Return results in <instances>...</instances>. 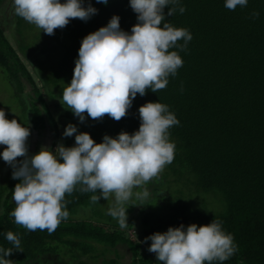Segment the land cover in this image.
<instances>
[{
	"label": "trees",
	"instance_id": "obj_1",
	"mask_svg": "<svg viewBox=\"0 0 264 264\" xmlns=\"http://www.w3.org/2000/svg\"><path fill=\"white\" fill-rule=\"evenodd\" d=\"M4 1L0 0V10ZM89 2L98 10L96 15L87 22L72 19L63 29L54 30L53 37L41 41V52L53 62L47 73L43 72L41 63H36L35 78L41 83L40 88L0 29L2 72L17 83L19 76L24 77L32 90L28 109L32 131L40 136L39 131L48 127L52 148L58 142L71 147L75 144V134L63 137L58 130L59 125L64 130L71 123L77 126L78 132L90 134L99 144L105 135L115 138L122 131L128 134L137 131L138 108L147 102L159 101L168 105L179 120L178 126L169 129L176 150L172 163L165 166L167 173L177 178L186 177L198 195L215 201V207L210 214L199 211L188 214L187 205L180 203L181 194L162 205L156 203V195L149 196L144 201L146 206L133 207V210L139 209L140 219L127 220L128 228L135 224L140 231L142 242H137L128 237L118 223H112L108 230L112 218L106 217L109 223L103 220L102 199L93 203L94 193L80 191L81 186L77 185L65 197L68 218L51 234L46 230L30 232L17 225L10 215L15 208L10 200L12 190L19 183L15 180L0 189V246L12 247L5 239L8 231L18 234L21 241L19 251L13 249L7 259L16 264H50L52 261L46 263L42 259L58 257L63 252L73 262L78 261L76 264H88L80 258H94L96 246L103 247V254L107 249L124 245L132 255L130 264H157L156 260L139 254L140 249L151 243H143L145 237L181 224L207 225L216 218L222 222L223 230L233 235L239 249L223 264H264V0H248L247 7H237L235 11L227 10L224 0H180L185 12L180 14L177 10L173 16H167L165 8L166 22L174 28H186L192 35L185 51L169 50L178 51L183 60L177 75L168 78L163 90L146 91L143 97L137 94L126 116L119 121L107 115L93 120L85 114L84 123H79L78 118L62 106L60 96L71 81L82 39L106 26L113 15L120 17V28L126 32L137 23L128 0H108L107 5L84 0L85 6ZM253 11L260 13L258 18H251ZM14 20L17 31L24 21L15 14ZM19 51L25 57L29 54L25 45H21ZM47 101L52 102V112ZM161 177L146 185L162 184ZM137 202L130 201V204ZM87 209L92 218H72ZM100 264L117 262L104 259Z\"/></svg>",
	"mask_w": 264,
	"mask_h": 264
},
{
	"label": "clouds",
	"instance_id": "obj_2",
	"mask_svg": "<svg viewBox=\"0 0 264 264\" xmlns=\"http://www.w3.org/2000/svg\"><path fill=\"white\" fill-rule=\"evenodd\" d=\"M107 5L108 0H96ZM14 14L36 26L46 35L63 29L72 19L87 22L98 10L84 0H11ZM137 23L126 32L120 28V17L113 15L107 25L86 35L78 49L71 81L62 91L60 103L79 123L86 116L100 120L105 115L115 121L125 117L137 94L156 93L166 88L168 78L175 77L185 51L192 40L186 28H174L165 20L175 12L183 14L180 0H128ZM248 0H224V7L235 11L245 8ZM260 13L253 11L252 19ZM183 44H178V41ZM183 88H181V92ZM139 128L132 134L120 132L115 138L105 135L97 144L76 125L67 124L63 137H73L74 146L58 144L54 150L42 147L29 155V127L17 119L8 120L0 110V160L9 165L12 179L18 180L12 190L15 208L10 215L17 225L30 232L53 233L69 213L66 195L77 185L80 191L92 192L93 203L112 199L108 214L121 229L128 227L127 209L146 206L150 193L144 185L154 180L174 160L176 145L169 129L179 125L169 106L147 102L138 108ZM23 157L17 161V158ZM134 189H140L134 191ZM99 191V195L97 192ZM139 203L130 204L131 200ZM11 248L0 246V264H14L7 259L21 241L12 231L5 233ZM151 242L147 251L154 253L157 264H223L239 251L231 233L214 218L207 225L181 224L144 238Z\"/></svg>",
	"mask_w": 264,
	"mask_h": 264
},
{
	"label": "rangeland",
	"instance_id": "obj_3",
	"mask_svg": "<svg viewBox=\"0 0 264 264\" xmlns=\"http://www.w3.org/2000/svg\"><path fill=\"white\" fill-rule=\"evenodd\" d=\"M24 21V20H22ZM29 26V27H27ZM0 29L4 34L7 42L10 46L17 51L18 56L25 66L28 73L34 78L35 84L40 88L41 83L39 80L35 78L36 76V63H41V68L43 72L47 73L50 71L49 66L53 62V60H48L44 53H42V46H40L41 41L50 37L49 35L44 34L38 29L36 26L29 24L27 22H23V24L19 27L17 31H15V20H14V11L12 7L11 0H5L2 5V9L0 10ZM54 35H51L53 37ZM20 37V38H19ZM25 45L29 49L28 56H23L21 51H19L20 46ZM45 52V51H44ZM46 53V52H45ZM17 80H10L9 77L2 72L0 68V110H4L6 113V118L8 120L17 119L22 125L29 127L30 136L28 137V153L29 155H34L38 153L42 147H47L50 150H54L58 144H62V142H58L55 148H52V135L48 127L39 131L40 136L37 135V132L32 131L31 126H29L30 114H28V109L30 108V98L32 96V90L29 86L27 80L19 76ZM56 102V101H55ZM59 102V101H58ZM49 108H51V112L53 111L52 106L48 103ZM56 114V113H55ZM28 122V123H27ZM59 133H63V129L61 125L58 126ZM61 141V139H60ZM3 150V146H0V151ZM23 157L17 158V161L22 160ZM12 171L13 169L7 165L4 161L0 160V189L7 187L12 182H15L12 179ZM164 173H167L166 168L164 167L163 171L158 175L161 177ZM162 184H152V186L144 185L145 188L150 193V198L156 195V203L162 205L165 204L168 200H173L175 197H178V194L183 196L180 203L187 205V213H196L199 211L200 213L210 214V211L215 207L214 200L211 197L200 196L195 192L194 187L186 180V177L177 178V176H172L167 173V176L161 177ZM155 189H159L160 192H154ZM140 189H134V191H139ZM180 196V195H179ZM12 203H15L12 198L10 199ZM103 212L105 214V218L103 219L105 222L109 223V220L106 217H111L108 214V209L112 206V199L110 198L108 201L102 199ZM132 203L135 202V199L131 200ZM139 203V201L137 202ZM135 203V204H137ZM133 204V205H135ZM206 204L205 207L202 205ZM141 208V206H131ZM132 210L127 209V220L129 219H140V215H138L139 209ZM92 218L89 210H80L76 215L72 218L78 220H88ZM112 218V217H111ZM112 223L116 224L117 221L112 218L110 221L111 226L108 230L112 228ZM129 225V223H128ZM129 227V226H128ZM126 227L125 229H121L125 232V234L133 239L134 241L141 240V234L139 229H136L135 224L132 228ZM149 246V245H148ZM148 246L140 249L139 254L143 257H148V259L156 260L155 254L147 251ZM97 252L94 254L95 257H86L80 258L86 261L88 264H100V262L104 259H114L117 264H130L132 261V255L130 250L124 245H118L115 249H107L103 254L101 250L103 247L96 246ZM58 257H45L42 261H47L46 263L50 264H64L63 262H69V264H76L78 261L70 260L69 255L64 256L63 252L59 254ZM61 259V261H60ZM44 261V262H45ZM16 264V263H14ZM36 264V263H35Z\"/></svg>",
	"mask_w": 264,
	"mask_h": 264
}]
</instances>
